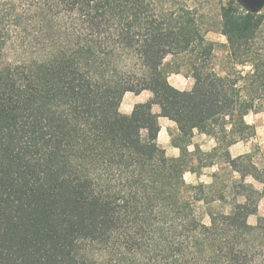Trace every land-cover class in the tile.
Masks as SVG:
<instances>
[{"label": "trees", "instance_id": "trees-1", "mask_svg": "<svg viewBox=\"0 0 264 264\" xmlns=\"http://www.w3.org/2000/svg\"><path fill=\"white\" fill-rule=\"evenodd\" d=\"M262 22L222 8L221 76L186 0H0V264H264V159L229 152L264 111ZM183 67L190 90L168 80ZM158 116L177 127L178 157L157 143ZM194 130L215 147L189 151ZM194 156L219 165L212 182L186 183Z\"/></svg>", "mask_w": 264, "mask_h": 264}, {"label": "rangeland", "instance_id": "rangeland-1", "mask_svg": "<svg viewBox=\"0 0 264 264\" xmlns=\"http://www.w3.org/2000/svg\"><path fill=\"white\" fill-rule=\"evenodd\" d=\"M190 5L196 6L200 12V29L205 33V39L210 44L213 51V65L214 69L221 76H225L228 72L231 71V63L228 59V50L226 39L221 35V12L223 7L231 6L237 12H251L263 16V22L260 29L257 32L256 39L252 42V50L256 55H260L261 60H264V0H186ZM171 57L166 58V62L171 61ZM258 62V61H257ZM256 62V63H257ZM236 69L241 72L242 76L246 74H251L253 72V65H237ZM182 73L180 74H171L168 78L170 84L179 90H190L193 85V80L188 77V72L186 68H182ZM250 89V87H249ZM264 96V91L262 92ZM151 98L149 92H142L141 94L135 96L133 94H126L123 97L120 111L124 114L131 113L132 108L135 104L143 103L148 101ZM156 109L152 106V113ZM158 110V109H157ZM155 114V113H154ZM245 122L249 125H252L255 130V135L244 141L239 142L238 144L230 148L231 156L235 157L241 153L252 152L256 161L260 163L264 159V111L258 112L256 114L250 113L245 117ZM165 127L161 128L159 134V146H166L169 148V142L171 138L177 135V132L171 128V130H165ZM196 138L192 139V145L188 147V150L193 151L195 146L200 145V141L195 143ZM213 142L207 141L204 142L202 152H209L212 150ZM166 152V151H165ZM167 155V153H166ZM170 156V155H167ZM220 158H214V162L219 163ZM189 168L195 170L196 173L187 171L184 174V179L188 185L195 186L200 183L208 184L212 182L211 175L214 172L218 171L219 165H214L212 167H200V160L197 161L196 157H191ZM189 169V170H190ZM231 174H221V177L217 181V188L221 187V183L224 182L229 184ZM235 179L238 178L237 175H234ZM247 183L253 184L256 188H259V184L254 182L251 178H247ZM238 201H242L241 197H238ZM211 208L214 210H223L229 211L230 201H226V204L222 205L215 203L211 205ZM258 215L264 217V198H262L258 205ZM248 222L251 225L256 223V217L251 216L248 219Z\"/></svg>", "mask_w": 264, "mask_h": 264}, {"label": "crops", "instance_id": "crops-1", "mask_svg": "<svg viewBox=\"0 0 264 264\" xmlns=\"http://www.w3.org/2000/svg\"><path fill=\"white\" fill-rule=\"evenodd\" d=\"M128 94V93H127ZM129 94H131V93H129ZM134 95V94H133ZM153 108L154 109H156L155 110V114L156 115H159L160 114V110H159V107L158 106H156V105H153ZM158 109V110H157ZM127 114H129V113H127ZM158 123H159V126H160V131L162 130L161 128H163V126L165 127L164 129L165 130H171V128L172 129H174L177 133H178V131H177V127H176V125H175V123H173L172 121H170V120H168L167 118H165V117H162V116H158ZM160 131H159V133H158V137H157V143H158V145H159V134H160ZM193 138H196V141L197 142H195V143H198V141H200V145H199V148L201 149L202 148V146H203V144H204V142L206 143L207 141H209V142H213L214 144H213V148L215 147V145H216V143H215V141L212 139V138H210V137H208V136H206V135H204V134H201V133H199L198 131H196V130H194V132H193ZM192 138V139H193ZM169 148H167L166 146H163V147H161L162 149H164L166 152L165 153H167V155H170V156H168V157H178L179 156V150L177 149V148H175V147H173L172 145H171V141L169 142ZM238 144V143H237ZM236 145V144H235ZM234 146V145H233ZM198 147V146H197ZM232 147V146H231ZM230 147V148H231ZM212 148V149H213ZM230 148H229V152H230ZM190 151V150H189ZM245 153H247V152H245ZM241 154H244V153H241ZM241 154H239V155H241ZM238 156V155H237ZM233 157V156H232ZM236 157V156H235Z\"/></svg>", "mask_w": 264, "mask_h": 264}]
</instances>
